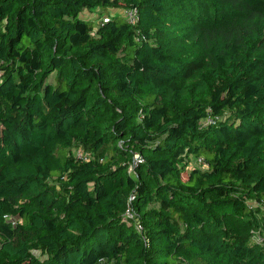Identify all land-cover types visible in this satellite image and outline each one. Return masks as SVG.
Segmentation results:
<instances>
[{
	"label": "trees",
	"instance_id": "16d2710c",
	"mask_svg": "<svg viewBox=\"0 0 264 264\" xmlns=\"http://www.w3.org/2000/svg\"><path fill=\"white\" fill-rule=\"evenodd\" d=\"M263 151L264 0H0V264H264Z\"/></svg>",
	"mask_w": 264,
	"mask_h": 264
},
{
	"label": "rangeland",
	"instance_id": "374dc122",
	"mask_svg": "<svg viewBox=\"0 0 264 264\" xmlns=\"http://www.w3.org/2000/svg\"><path fill=\"white\" fill-rule=\"evenodd\" d=\"M106 12L110 13V14H113V15H116V13H115L116 10H110V12L109 11H106ZM93 18L94 17H92V19ZM186 40L187 39H179V41L173 42L174 51L177 52V53L182 52L181 55L186 57V58L196 59L198 55L196 54V52L193 50L192 46L190 45V42H189L190 40L189 41L188 40L186 41ZM209 72H210V70L205 71V73L201 76V78L209 80ZM208 83L211 84V85H214V86H220L221 85V83L219 81H215V83H214L212 80H209ZM193 84H194V82L191 83V86ZM228 115H229V111H225L224 112V116L226 117ZM219 120L220 119H218V121ZM214 123L215 122L213 121L212 124H214ZM68 153H69V155L73 156L74 158H85L86 157V153L84 151H82L81 149H78V148H74V147L71 148V150ZM134 159L139 161L140 157L138 155H135ZM202 166H200L193 158H189L186 161L185 166H183V168H184V173H183L184 178L186 176V173L192 167L201 168ZM259 170L261 172H264V151L262 152V163H261V165L259 167ZM123 215L126 218V216L127 217L130 216V215L133 216L134 212H133V210H131V211L124 210ZM5 219L11 224H13V223H15L17 221L16 215H14L12 213H6ZM130 219H131L132 223L135 225L136 219L135 218H130ZM138 231L140 232L141 229L138 230ZM249 237H250L252 242H255L257 244L261 242V238L258 235V232H256L255 230H251V233H249ZM31 254L35 258L40 259V260H43L45 258V253H44V251L42 249H34V250L31 251Z\"/></svg>",
	"mask_w": 264,
	"mask_h": 264
},
{
	"label": "built area",
	"instance_id": "2783aa9c",
	"mask_svg": "<svg viewBox=\"0 0 264 264\" xmlns=\"http://www.w3.org/2000/svg\"><path fill=\"white\" fill-rule=\"evenodd\" d=\"M130 24H135L137 21H138V13H137V10L135 8H128V9H124V10H120L118 11ZM103 23L105 22H108V17H104L102 19ZM141 38L143 39V36H141ZM213 123V119L210 118L209 116L204 119L202 122H201V125H207V124H212ZM137 161V160H136ZM139 161H141V158L139 159ZM197 163H199L200 165L203 163L202 160L198 159ZM127 211H131L130 209L127 210ZM131 214V213H130ZM131 216V215H130ZM126 216L127 219H130V218H134V215L133 216ZM131 220V219H130ZM135 228L137 230H140L141 229V226L140 224L136 221L135 223Z\"/></svg>",
	"mask_w": 264,
	"mask_h": 264
}]
</instances>
